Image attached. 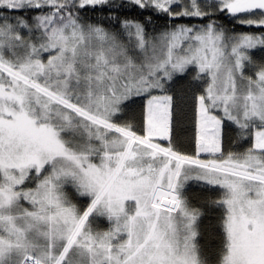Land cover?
Returning a JSON list of instances; mask_svg holds the SVG:
<instances>
[{"label": "snow or ice", "instance_id": "6c2138e0", "mask_svg": "<svg viewBox=\"0 0 264 264\" xmlns=\"http://www.w3.org/2000/svg\"><path fill=\"white\" fill-rule=\"evenodd\" d=\"M258 53L264 0H0V264H209L193 186L218 264H264Z\"/></svg>", "mask_w": 264, "mask_h": 264}, {"label": "trees", "instance_id": "16d2710c", "mask_svg": "<svg viewBox=\"0 0 264 264\" xmlns=\"http://www.w3.org/2000/svg\"><path fill=\"white\" fill-rule=\"evenodd\" d=\"M89 15H92L89 13ZM99 15V14H97ZM126 16H135L139 18L138 12H126ZM166 21L164 19H157L153 17L152 27H156L157 31L160 30V26L164 25ZM237 31H250V29L237 27ZM264 53H258L255 57L258 61L260 56ZM251 74V73H249ZM175 103L178 106L182 118V127L186 130L183 138L187 141L194 136L195 132V113L193 102V87L191 84V76L185 75L184 79H177L173 85V93ZM140 102L138 101L137 104ZM135 111H139V108L134 105ZM231 139L235 140V134L229 133ZM242 143V141H240ZM239 150V149H234ZM70 193V190H69ZM71 194V193H70ZM193 206L198 207L204 212V216L201 218V222L198 226V236L196 239L197 246L200 250L202 258L209 261V264H218L219 257L221 255L222 248V216L223 209L208 208L204 202L211 197L217 199L218 196L215 193L206 192L195 186L191 187L186 193ZM102 230L107 228L101 226Z\"/></svg>", "mask_w": 264, "mask_h": 264}, {"label": "rangeland", "instance_id": "374dc122", "mask_svg": "<svg viewBox=\"0 0 264 264\" xmlns=\"http://www.w3.org/2000/svg\"><path fill=\"white\" fill-rule=\"evenodd\" d=\"M97 223H98V227H99V228H101L102 224H103L104 226L108 227L107 222L104 221V220H100V221H98ZM104 226H103V227H104Z\"/></svg>", "mask_w": 264, "mask_h": 264}, {"label": "flooded vegetation", "instance_id": "af4514ba", "mask_svg": "<svg viewBox=\"0 0 264 264\" xmlns=\"http://www.w3.org/2000/svg\"><path fill=\"white\" fill-rule=\"evenodd\" d=\"M102 226H104L103 224H102ZM105 228H107L106 226H104Z\"/></svg>", "mask_w": 264, "mask_h": 264}]
</instances>
